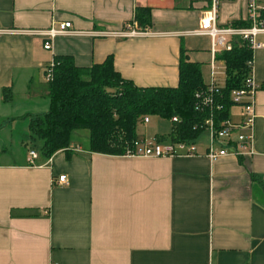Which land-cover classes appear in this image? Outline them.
<instances>
[{
    "label": "crops",
    "instance_id": "crops-1",
    "mask_svg": "<svg viewBox=\"0 0 264 264\" xmlns=\"http://www.w3.org/2000/svg\"><path fill=\"white\" fill-rule=\"evenodd\" d=\"M210 6L0 0V264H264V47L253 52V154L228 146L211 160L210 137L194 141L193 155L160 157L93 152L72 139L69 154L49 158L27 141L31 120L49 109L45 71L60 56L78 67L112 56L115 70L137 86L176 87L183 53L209 84L211 38L195 31ZM141 8L149 9L147 22L136 19ZM247 18V0H221V26ZM63 21L77 32L45 49L38 31ZM134 21L150 34L114 35ZM257 40L264 43V34ZM215 79L224 86L226 73ZM229 119L241 123L242 106H232ZM61 174L67 184L54 182Z\"/></svg>",
    "mask_w": 264,
    "mask_h": 264
},
{
    "label": "trees",
    "instance_id": "trees-1",
    "mask_svg": "<svg viewBox=\"0 0 264 264\" xmlns=\"http://www.w3.org/2000/svg\"><path fill=\"white\" fill-rule=\"evenodd\" d=\"M149 9H138L136 19L148 21ZM264 19V11L262 13ZM232 26L248 27L251 22L233 21ZM229 50H220L217 59L225 67L226 82L215 101L223 108H214V118L220 122L230 118V108L235 105L231 92L244 86L251 72L253 50L241 37L231 39ZM45 71V77L47 74ZM201 66L187 61L183 53L179 63V84L176 87H140L124 79L114 68L109 56L103 63L78 67L70 56H60L54 61L52 79L49 81V109L30 122L32 137L42 140V154L52 157L58 151L67 154L72 132L87 129L90 132L89 149L104 154H125L139 138L138 123L155 114L172 119L169 136H157L159 141H195L204 130V121L211 109L197 108V93L207 89ZM255 177V175H253Z\"/></svg>",
    "mask_w": 264,
    "mask_h": 264
},
{
    "label": "built area",
    "instance_id": "built-area-1",
    "mask_svg": "<svg viewBox=\"0 0 264 264\" xmlns=\"http://www.w3.org/2000/svg\"><path fill=\"white\" fill-rule=\"evenodd\" d=\"M221 0H211L210 8L205 12L200 22V27L195 31L197 34L208 35L212 43V79L203 92L197 93L199 99L197 108L200 110L209 107L211 109L210 116L204 121L202 127L209 130L210 142L207 156L211 160H215L228 154V146L233 147V153L238 156L253 154L255 125V107L254 97L259 89V84L253 77V67L244 82V86L234 89L231 92V100L235 105H240L243 108V120L241 123H233L229 118L220 122L219 126L215 122L214 108L220 110L223 108L221 103L215 101L216 95L221 94V86L216 82L215 76L219 73L216 66L217 53L224 49L229 50L232 47L231 39L233 37H241L247 40L253 52L264 47V43L257 40L259 34H264V19L262 13L264 11V0H247L248 20L251 25L248 27H236L232 25L221 26L218 22L219 6ZM54 24V23H53ZM52 26L47 30L38 31L44 37V48L51 49L53 39L58 35L73 34L77 31L72 29L70 21H63L58 27ZM150 32L137 23V21L127 23L126 28L114 35L122 37H136L149 35ZM253 64V61L250 62ZM47 68L46 79H52V67ZM172 121H177V117H173ZM149 117L144 118V122H148ZM248 130V132L245 131ZM225 142L220 148L216 146L217 142ZM196 152L194 141L170 142L163 143L157 138H138L134 141L132 147L126 150L127 155H142V156H172V155H193ZM32 158L37 157L35 150L29 152ZM58 185L68 183V177L61 174L54 179ZM211 264V263H209Z\"/></svg>",
    "mask_w": 264,
    "mask_h": 264
},
{
    "label": "rangeland",
    "instance_id": "rangeland-1",
    "mask_svg": "<svg viewBox=\"0 0 264 264\" xmlns=\"http://www.w3.org/2000/svg\"><path fill=\"white\" fill-rule=\"evenodd\" d=\"M216 66H217V71L220 72L221 71V76L225 73V68L222 64L219 63V61L216 62ZM207 73V70L205 69V71ZM47 80V79H46ZM47 83V81H46ZM236 106V105H233ZM149 122H144L141 121L140 123H138L137 126V133L139 135H143L146 134L147 138H153L155 136H169L170 132H171V128L173 126L172 120L168 119V118H164L161 117L159 115H149ZM29 138L27 139L28 144L31 146H33L36 150L40 149L43 142L42 140H40L39 138L37 139V137L33 138L32 134H29ZM209 130L204 129L198 140L200 139V141L204 140H208L209 141ZM72 139H74L75 141H78V143H80L83 146H87L90 142V132L87 129H79V130H74L72 132Z\"/></svg>",
    "mask_w": 264,
    "mask_h": 264
}]
</instances>
